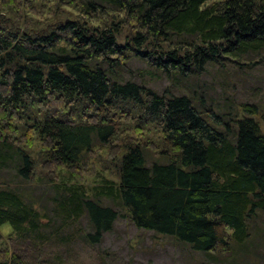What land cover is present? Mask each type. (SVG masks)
<instances>
[{"label":"trees","instance_id":"16d2710c","mask_svg":"<svg viewBox=\"0 0 264 264\" xmlns=\"http://www.w3.org/2000/svg\"><path fill=\"white\" fill-rule=\"evenodd\" d=\"M58 4L83 17L51 26ZM257 58L264 0H0V228H11L0 230V264H78L70 252L50 259L46 244L82 218L83 240L100 244L119 218L114 205L137 228L214 263L244 256L264 212L259 107L219 108L187 87L160 95L126 76L136 59L179 86L214 63ZM151 124L159 150L145 136ZM34 137L46 162L40 177ZM95 149L113 154L118 180L88 190L77 172ZM31 186L50 193L53 231L35 206L42 196L22 193Z\"/></svg>","mask_w":264,"mask_h":264},{"label":"rangeland","instance_id":"374dc122","mask_svg":"<svg viewBox=\"0 0 264 264\" xmlns=\"http://www.w3.org/2000/svg\"><path fill=\"white\" fill-rule=\"evenodd\" d=\"M79 15L82 16L68 4L66 6L58 4L55 6V13H52L50 18H53L50 25L64 21L65 18L81 20ZM100 24H104L102 20L99 21ZM126 32L127 29L124 30L123 36L128 33ZM224 63L226 66L223 69H220V65L216 63H214L216 65L207 66L197 83L192 80L189 82L179 81L180 85L177 86L159 71L146 68L143 62L132 59L130 66L135 75H127L126 78L142 83L160 95L166 89H170L173 94H180L187 87L192 92H197L200 97L205 90L219 108L227 104L232 106L233 110L239 108L242 103L256 104L262 113L260 124L264 131V59L257 58V61L251 66L238 65L228 60ZM147 71L153 75H149ZM147 129V131L145 130L147 141L159 150L160 130L153 124L149 125ZM42 146V142L34 137L31 148H29L37 163L38 177L42 173V167L46 164L43 161ZM149 155L151 156V153ZM112 158L113 154H110L108 149H95L88 161L85 162L84 168L77 172L81 176L78 183L83 184L89 190L102 178L116 182L118 179L114 168L115 162ZM147 161L148 163L152 162V157H147ZM43 189L42 186H31L28 190H23L22 193L42 196L43 200H38L35 206L43 213L44 217L46 216L42 222L50 224L49 231H53V225L57 226V220L53 214L50 200L43 202L44 198L50 194L46 190L44 192ZM114 207L120 213L119 218L112 230L104 234L100 244L90 245L83 240V235L89 232V228L86 220L82 218L72 224L69 229L60 227L57 231L55 230L51 240L46 244V253L49 258L57 261L61 253L70 252L69 262L78 264H218L171 237L137 228L125 210L117 205ZM254 223L259 235L256 240L254 239L252 248L244 256L239 255L235 261H230L229 264H264V212L259 214L253 225ZM0 230L6 235L11 228L5 224Z\"/></svg>","mask_w":264,"mask_h":264}]
</instances>
